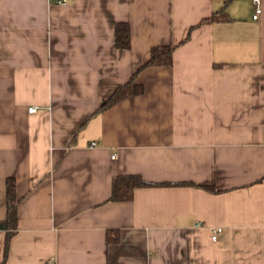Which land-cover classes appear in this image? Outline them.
Listing matches in <instances>:
<instances>
[{"label":"crops","instance_id":"1","mask_svg":"<svg viewBox=\"0 0 264 264\" xmlns=\"http://www.w3.org/2000/svg\"><path fill=\"white\" fill-rule=\"evenodd\" d=\"M261 6L0 0V264H264ZM165 44L172 64L144 66ZM131 79L142 93L99 110ZM130 175L155 185L111 200Z\"/></svg>","mask_w":264,"mask_h":264},{"label":"trees","instance_id":"2","mask_svg":"<svg viewBox=\"0 0 264 264\" xmlns=\"http://www.w3.org/2000/svg\"><path fill=\"white\" fill-rule=\"evenodd\" d=\"M228 19L227 12L222 8L217 10L211 15V17L207 18L206 22L213 21H223ZM116 33H117V45L119 48L128 49L131 46V30L130 26L127 23H117L116 25ZM175 45L173 44H165V45H157L152 49L151 57L146 62L144 66L147 65H170L173 61V50ZM143 92V86L134 82L131 79L124 85L119 86L101 105L99 110H104L113 104L119 102L120 100L132 95V94H140ZM182 184H192L191 182H182ZM155 184L147 182L140 176L130 175L122 178H116L114 180L113 185V193L110 197L111 200H132L134 198V192L136 188L146 187V186H154ZM7 244H9L10 238L13 233L16 231L18 226V204L19 199L16 194V181L14 178H9L7 180ZM119 239V231L118 230H109L108 231V241H116Z\"/></svg>","mask_w":264,"mask_h":264},{"label":"built area","instance_id":"3","mask_svg":"<svg viewBox=\"0 0 264 264\" xmlns=\"http://www.w3.org/2000/svg\"><path fill=\"white\" fill-rule=\"evenodd\" d=\"M254 2L256 3V10H255V14L253 15L254 19H257L262 11V6H261V0H254ZM29 111L30 112H37L38 108L36 106H31L29 107ZM221 231V227H213L212 228V239L215 240L218 236V234Z\"/></svg>","mask_w":264,"mask_h":264}]
</instances>
